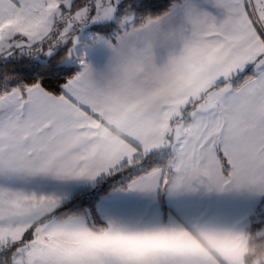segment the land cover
<instances>
[{"label":"snow or ice","instance_id":"6c2138e0","mask_svg":"<svg viewBox=\"0 0 264 264\" xmlns=\"http://www.w3.org/2000/svg\"><path fill=\"white\" fill-rule=\"evenodd\" d=\"M0 264H264V0H0Z\"/></svg>","mask_w":264,"mask_h":264}]
</instances>
